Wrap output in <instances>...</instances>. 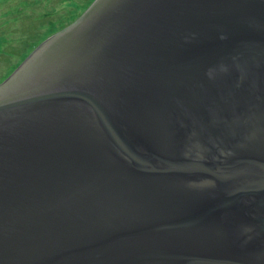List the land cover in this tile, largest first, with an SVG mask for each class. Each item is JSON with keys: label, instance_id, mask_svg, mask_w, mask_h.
Segmentation results:
<instances>
[{"label": "water", "instance_id": "obj_1", "mask_svg": "<svg viewBox=\"0 0 264 264\" xmlns=\"http://www.w3.org/2000/svg\"><path fill=\"white\" fill-rule=\"evenodd\" d=\"M0 264H264V0H95L0 84Z\"/></svg>", "mask_w": 264, "mask_h": 264}, {"label": "rangeland", "instance_id": "obj_2", "mask_svg": "<svg viewBox=\"0 0 264 264\" xmlns=\"http://www.w3.org/2000/svg\"><path fill=\"white\" fill-rule=\"evenodd\" d=\"M95 0H0V84L43 40L79 19Z\"/></svg>", "mask_w": 264, "mask_h": 264}]
</instances>
